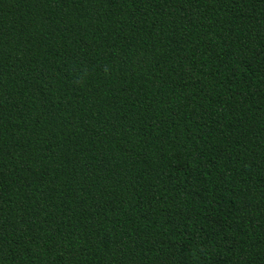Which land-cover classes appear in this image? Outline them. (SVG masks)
<instances>
[{
  "label": "trees",
  "instance_id": "1",
  "mask_svg": "<svg viewBox=\"0 0 264 264\" xmlns=\"http://www.w3.org/2000/svg\"><path fill=\"white\" fill-rule=\"evenodd\" d=\"M0 264H264V0H0Z\"/></svg>",
  "mask_w": 264,
  "mask_h": 264
}]
</instances>
